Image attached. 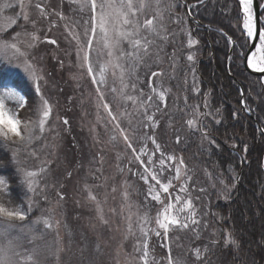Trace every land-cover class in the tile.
Segmentation results:
<instances>
[{
    "label": "rangeland",
    "instance_id": "1",
    "mask_svg": "<svg viewBox=\"0 0 264 264\" xmlns=\"http://www.w3.org/2000/svg\"><path fill=\"white\" fill-rule=\"evenodd\" d=\"M9 2L15 4L16 0H0V6ZM168 2L178 3L174 0H162L161 6ZM37 3L46 7L48 18L40 17L39 10L35 7ZM25 4L31 5L25 10L29 11L31 19L36 21L35 27L29 23L27 29L39 37L36 46L28 50L30 62L47 80L44 93L49 98L53 111L49 125L46 126L49 130L32 146L37 152V158L29 156L27 161L28 169L38 170L45 164L47 171L38 178L39 207L23 222L25 232L21 234L24 238L22 255L31 253L32 264H76L77 261L78 264H144L140 259L142 251L137 253L135 247L140 244L142 249L146 241L149 245L148 264H163V259L168 262L169 259H178L182 264H186L187 255L189 259L202 261L209 241L211 238H218L219 234L205 221L197 204L200 200L195 198V194L190 190L201 221L199 227L170 230L167 238H164L163 234L158 237L154 232L144 236L140 231L145 212L154 218L157 210H162V206L151 200L145 207L140 204V182L141 187H145L143 191L146 192V197L147 185L133 173L142 172L143 168L120 134L121 129H126V134L132 136V129H136L134 147L137 152L144 146L149 150V154L155 151L154 144L152 147L147 144L149 136L161 145L165 154L180 158L178 151L167 149L163 145L164 142L178 140V136L174 141L170 138L174 126L178 125L177 122L181 121V128L184 124L189 127L187 120L194 119L196 125L200 126V117L193 116V111H208L204 105L200 106V100L194 103L193 97H190V93H197L192 90L194 67L190 66L186 57L195 53L192 62L195 65L200 59V52L197 45L192 49L187 46L189 35L193 37L182 7L171 14L173 18L179 15L182 23L173 22L165 13L163 23L167 31L161 30L160 36L167 34L168 40L164 41L159 36L151 37L156 44L152 46L151 54L144 57L146 63L141 62L137 68L139 81L135 75L131 77V81L137 83V88L135 91L129 88L125 92L138 97L135 105L120 97L119 72L113 76V70L109 68L106 73L107 84L101 86V90L105 95L104 102L109 104V109L117 118L112 120L102 106L97 85L92 83L86 69L78 66L77 42L68 31V28H72L82 36V23L87 13H81L79 5L70 3V0H25ZM19 12V7H15L0 14V30L6 23V17L14 18ZM61 14L64 19L60 18ZM153 15L154 10L146 11V14L140 17V22L143 23L145 18H153ZM24 23L19 19L17 26L11 29L12 34L21 31L20 25ZM47 40H55L56 43L49 44ZM92 59L94 62L97 60L95 53ZM100 59L104 62L106 57ZM50 63L55 65L48 69L47 65ZM0 69L22 77L27 85H30L20 69L8 64H0ZM152 72H158L160 75L152 77ZM128 79L126 74L125 80ZM150 79L152 87L149 86ZM195 82L197 84L196 77ZM186 85L191 88L188 96L192 104L189 102L188 105L185 104L183 95L184 91H187ZM113 87L117 89L115 93L111 91ZM153 88L157 91L167 90L165 102L161 103L153 95ZM141 89L144 92L142 98ZM31 90L34 92L33 88ZM149 95L153 96L152 101L147 100ZM141 99L145 104H141ZM147 104L160 108V112L154 116V128L145 115L146 112L151 115L154 107L148 108ZM14 105L15 100H6L5 110L13 114ZM14 114L22 121L30 116L35 117L33 110L24 113L16 109ZM171 116L173 119H170ZM65 119L68 121L67 125L63 122ZM161 120L165 125L162 130ZM117 123L120 128L116 127ZM145 124L148 125L147 128L144 127ZM141 136L145 139L141 140ZM159 158L160 153H155L153 160L158 162ZM143 159L147 162L148 158L145 156ZM183 171L188 175L186 165ZM175 183L178 188L180 182ZM170 191L174 192L175 188ZM98 205L100 212L97 211ZM24 206L26 207V204ZM41 215L50 218L53 225L51 229H45L42 223H32ZM28 226L33 228V232H28ZM143 226L145 230L156 228L154 219L150 224ZM33 235L37 237L35 240L32 239ZM17 262L19 264V258Z\"/></svg>",
    "mask_w": 264,
    "mask_h": 264
},
{
    "label": "snow or ice",
    "instance_id": "2",
    "mask_svg": "<svg viewBox=\"0 0 264 264\" xmlns=\"http://www.w3.org/2000/svg\"><path fill=\"white\" fill-rule=\"evenodd\" d=\"M200 2H203V0H200ZM70 3L78 4L79 11L87 13L82 23V36L78 31L68 28V31L73 34L77 42L78 66L86 69L87 75L92 78V83L97 85V92L103 108L107 110V115L112 120H116V116L109 109V104L104 102L105 95L101 90V86L107 84L106 73L109 68L113 70V76L116 75L117 71L119 72L121 84L119 95L122 99L131 101L135 105L138 97L128 95L125 92L129 88L133 91L137 88V83L132 82L131 77L135 75L137 81H139L137 68L141 62H145L144 57L151 54L152 46L156 44V41L151 37L159 36L164 41L168 40L167 34L160 36L161 30L167 31L163 23L165 13L173 22L182 23L179 15L174 18L171 15L174 10L182 7V4L168 2L162 7V0H70ZM15 7H19L20 12L14 18L6 17V23L3 29L0 30V64H8L20 69L30 82L29 86L34 89V92L29 96L28 94H22L15 87L0 84V149L10 153L8 156H0V169L12 168L16 177L13 180L0 175V264H18L17 258H19V264H32L33 255L31 253L22 255L21 249L24 247V238L21 234L25 232L23 222L28 219L34 209L39 207L37 199L40 192L38 190V178L47 171V167L42 164L38 170H30L27 168V161L29 156L37 158V152L32 146L42 139L43 134L49 130L46 126L49 125L53 108L49 98L44 93L47 80L37 70V67L30 62L31 57L28 50L34 48L39 40L35 33H30L27 29L29 23L33 27L36 24V21L31 19L29 11L25 10L30 8L31 5H26L25 0H16L15 4L4 3L0 6V14ZM35 7L39 10L41 18H48L46 7L43 4L37 3ZM260 7L264 9V5H260ZM148 10H154L153 18H145L141 23L140 17L144 16ZM239 10L242 13V28L245 37L243 42L239 44L241 53L237 58L246 60V67L252 73L264 75V19L254 12V0H239ZM60 18L64 19L62 14ZM19 19H22L25 23L20 25L21 31L12 34L11 29L13 26H17ZM220 34L227 36L228 45L235 48L237 42L231 36L224 33L222 29ZM253 41H258V43H251ZM47 43L54 44L56 41L47 40ZM197 44L198 40L191 38L189 35L187 39L188 48L192 49ZM125 45L128 47L125 48ZM253 47L255 50L251 51ZM246 48L249 49L250 54L244 52ZM141 52L143 55H141ZM94 53L97 55L95 62L92 59ZM102 57H106L104 62H101L100 58ZM194 58L195 53H190L186 57L187 61L190 62V66L193 67ZM121 61H124V63H121ZM126 74L129 77L127 81L125 80ZM151 75L155 77L160 74L152 72ZM149 86L152 87L151 79L149 80ZM192 90L194 93L199 92L194 72ZM111 91L115 93L117 89L113 87ZM166 93L167 90L157 91L153 88V95L161 103L165 102ZM143 96L144 92L141 89L140 97ZM6 100L16 101V105L13 106V114H9L5 110ZM26 100L28 103H26ZM147 100L152 101L153 96L149 95ZM140 102L142 105L145 104L143 99ZM241 103L246 104L243 100ZM204 106L206 109L209 107L207 98H205ZM147 107L152 108L154 106L153 104H147ZM16 109L33 110L35 117L30 116L27 120L22 121L14 114ZM246 111L251 114L252 109L246 107ZM157 112H160L159 106L154 107L151 115L145 113L147 121L152 123L153 128L155 127L154 116ZM218 114L219 110L215 113L193 111V116L205 118L209 115L215 118ZM235 115L233 113V117ZM63 122L66 125L68 124L66 119ZM202 123L201 121V126H197L194 119L187 120L190 129L200 131L203 134V139L207 140L209 145L215 144V141L208 136ZM216 123L219 124L221 121L216 119ZM116 127L120 128L121 126L117 123ZM144 127L147 128L148 125L145 124ZM37 129L39 135H37ZM127 131L121 129L120 134L124 137L127 148L132 149L135 159L140 161L143 168L142 172L137 171L133 174L138 175L147 185L145 205L151 200L162 206V210H157L154 218L149 216L147 211L145 212L140 231L144 236H148L149 232H154L158 237L163 234V237L167 238L170 230L190 229L191 226L199 227L201 221L188 188V181L191 180V177L183 171L185 169L184 160L174 155L165 154L161 145L152 137H147V139H152L155 151L149 154V150L144 146L137 152L134 147L137 135L136 129H132V136L127 135ZM258 131H261V129H258ZM112 139L114 140L115 136ZM140 139L143 140L145 137L141 136ZM177 142H179V138ZM157 152L160 153L158 162L153 160V156ZM245 152H247V147H245ZM145 156L148 158L147 162L143 159ZM233 179L235 180V177ZM175 182H180L178 188H176ZM220 183L223 184L224 181L221 179ZM14 185L19 189V196L15 195L13 191ZM174 188V192L170 191ZM201 191L205 190L201 189ZM90 198L95 199L93 196H90ZM61 199H63V196H61ZM97 211H101L99 205ZM153 219L156 228L145 230L143 224H150ZM32 223H42L45 229L53 227L50 218L43 215L37 217ZM28 232H33L31 226H28ZM36 238L35 235L32 236L33 240ZM225 243L234 244L236 242L233 240L225 241ZM148 249L149 245L146 241L143 243L142 249L140 244L135 247L137 253L142 251L140 259L144 261V264H148ZM169 264H182V262L178 259H169Z\"/></svg>",
    "mask_w": 264,
    "mask_h": 264
},
{
    "label": "trees",
    "instance_id": "3",
    "mask_svg": "<svg viewBox=\"0 0 264 264\" xmlns=\"http://www.w3.org/2000/svg\"><path fill=\"white\" fill-rule=\"evenodd\" d=\"M181 1L191 7L190 12L196 20L208 26V29L198 27L195 32L200 52L195 65L199 92L190 93V97L194 103L200 100L202 105L203 99L208 97L209 111L215 113L219 110L217 117L209 115L201 120L215 144L209 145L200 131L191 130L185 124L183 128L181 124L173 128L170 138L174 141L178 136L179 142H172L169 146L168 140L163 144L171 151L177 150L185 159L191 177L189 190L200 200L197 204L205 221L219 234L218 238L209 241L202 261L188 257L186 264H264V135L257 128L260 125L264 130V87L259 78L244 70L243 60L237 58L241 53L239 44L245 37L239 7L234 0ZM221 29L237 42L229 60L231 76L226 69L230 45L228 37L220 34ZM209 42L213 46V57L210 56ZM0 84L15 87L22 94H33L22 77L2 69ZM185 88L189 93L191 88L188 85ZM242 100L246 102L244 107ZM246 107L252 109L256 124L246 113ZM21 112L27 113V110ZM216 119L221 123L217 124ZM160 122L162 130L165 125L163 120ZM151 143L152 140L148 139L147 144ZM8 155L10 153L0 149V156ZM0 175L16 179L12 168L0 169ZM143 189L145 187H141L140 182V204L145 207L150 200L145 205ZM13 191L19 196L15 185ZM233 240L236 243H225ZM162 263L169 264L167 259Z\"/></svg>",
    "mask_w": 264,
    "mask_h": 264
},
{
    "label": "water",
    "instance_id": "4",
    "mask_svg": "<svg viewBox=\"0 0 264 264\" xmlns=\"http://www.w3.org/2000/svg\"><path fill=\"white\" fill-rule=\"evenodd\" d=\"M236 1H237L238 4H239V0H236ZM186 12H187L188 17H189L190 19H192V16L189 15V10H188L187 7H186ZM254 12H255L256 14L260 15L261 9H260V6H259V3H258V0H254ZM251 43H258V41H253V42H251ZM254 50H255L254 47L251 48V51H254ZM246 54H250L249 49H248V51H247ZM244 68H245V70H246L249 74H251V75H253V76H256V77H260L261 79H264V75H260V74L252 73L250 70L247 69V67H246V60H244Z\"/></svg>",
    "mask_w": 264,
    "mask_h": 264
},
{
    "label": "bare ground",
    "instance_id": "5",
    "mask_svg": "<svg viewBox=\"0 0 264 264\" xmlns=\"http://www.w3.org/2000/svg\"><path fill=\"white\" fill-rule=\"evenodd\" d=\"M174 1H177V2L180 3V4H183L181 0H174ZM184 5H185L186 7H188L186 4H184ZM194 27H195L194 25H191V28H194ZM205 28L208 29V26L205 25ZM209 44H210V46H211V47H210V48H211L210 56L213 57V54H214V52H213V51H214V50H213V46H212V44H211L210 42H209ZM197 45H198V44H197ZM232 52H233V46H230V47H229V50H228V57L231 56ZM228 57H227V58H228ZM54 65H55V64H51V65L48 64V65H47V68H48V69H51V67H53ZM255 77H256V76H255ZM261 84H262L263 87H264V84H263L262 82H261ZM246 112L248 113V111H246ZM248 114H249V113H248ZM249 116H250L251 118L254 119V117H253L251 114H249ZM260 132L262 133V135H264V130L262 129V127H261V131H260ZM82 148H84V144L82 145ZM75 156H76V155H75ZM75 156H69V157H75ZM61 175H62V174H60V176H61Z\"/></svg>",
    "mask_w": 264,
    "mask_h": 264
}]
</instances>
